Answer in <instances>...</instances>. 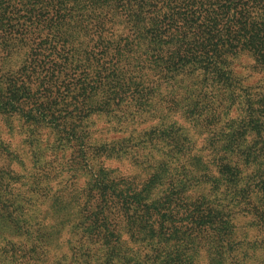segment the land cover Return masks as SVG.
<instances>
[{
  "label": "trees",
  "instance_id": "obj_1",
  "mask_svg": "<svg viewBox=\"0 0 264 264\" xmlns=\"http://www.w3.org/2000/svg\"><path fill=\"white\" fill-rule=\"evenodd\" d=\"M99 117L129 134L97 145ZM16 120L0 264H264V0H0Z\"/></svg>",
  "mask_w": 264,
  "mask_h": 264
},
{
  "label": "rangeland",
  "instance_id": "obj_2",
  "mask_svg": "<svg viewBox=\"0 0 264 264\" xmlns=\"http://www.w3.org/2000/svg\"><path fill=\"white\" fill-rule=\"evenodd\" d=\"M245 61H250L249 57H244L243 58ZM240 70H245L244 66L241 65V67H239ZM181 122H184L185 120L184 119H180L178 118ZM132 120V119H130ZM141 120H145V122H147L148 120V117H144L143 119ZM156 123V121H151L150 123H147V124H141L139 123V125H135V127H140L141 130L143 129H146V128H149L151 126H154V124ZM128 123L127 122H124V123H119L118 120H116L115 118H105V117H99L96 119L95 121V125H94V128H93V132H94V135H96L99 139V141L96 143L97 145H101L103 143H109V141H113V140H117L123 136H127V134H129V132L127 134H125V128H126V125ZM15 127L16 129L15 130H10L9 129V126L7 125V123L5 121H0V131L3 133V138L8 141L11 146H12V149L17 151L18 153H20L24 158L26 159H30L32 157V152L30 151L29 147H27L25 144H24V134L22 133L24 130L21 128L22 127V124L19 122V121H15ZM136 129V128H135ZM200 142H202V140L200 139ZM72 155V152L70 151L68 153V157H71ZM109 165H112L113 167L119 169V171L122 173V174H128V173H136L134 171V169H132V167L130 166V163L128 161H123L122 163H111ZM57 169H60L59 167ZM86 179L83 178L81 179V183H83ZM59 181L60 179H54L52 181V184H53V187L55 189H59V187L61 185H58L59 184ZM61 193H65L64 190H62ZM3 220L0 221V223L2 222ZM248 224V221L246 222L245 220H243L240 225L241 226H244L242 228V231H241V234H243V238L245 236H247L248 238H251V240H260L261 239V233L259 231H256L254 229H249L250 226L248 224V226H246ZM2 232L6 233L7 235H11V231L7 228V227H3L2 229ZM250 236H249V234ZM70 235L69 234H65V239L67 237H69ZM66 245L68 244H65L64 242L62 244H60V247H61V251L58 250L57 254H62L64 252H69V247H67Z\"/></svg>",
  "mask_w": 264,
  "mask_h": 264
}]
</instances>
